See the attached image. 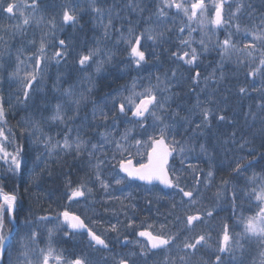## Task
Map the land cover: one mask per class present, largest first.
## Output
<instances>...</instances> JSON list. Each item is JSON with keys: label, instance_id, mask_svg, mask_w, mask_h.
I'll list each match as a JSON object with an SVG mask.
<instances>
[{"label": "snow or ice", "instance_id": "6c2138e0", "mask_svg": "<svg viewBox=\"0 0 264 264\" xmlns=\"http://www.w3.org/2000/svg\"><path fill=\"white\" fill-rule=\"evenodd\" d=\"M87 2V11L91 13L93 21L98 22L104 30L101 39L96 42L97 46L77 52L76 56L70 60L75 48L69 39L56 38L57 23L53 16L46 22L48 31L39 37L38 47L28 57V60L33 62L31 70L25 71L21 76L18 66L16 71L10 74V78L15 79L19 85L15 95L17 103L28 105L31 102L33 106V115L19 122V135L30 139L34 147L30 150L27 144L16 143V133L11 128H5L6 111L3 98L0 97V160L8 165L5 173L0 174V180L18 177L21 184L28 185L24 193L30 196L32 187L39 186L43 172L48 169L49 160L46 157L51 158L53 155L59 157L62 153L73 155L76 159L86 155L90 175L76 183L71 180L65 183L63 195L69 203L91 200L94 188L90 185L97 184L105 194L106 199L103 201L105 204L116 200L120 201L122 208H135L133 204L124 205L120 197L110 194V190L113 185L125 186L129 182L139 181L152 188L159 186L161 195L158 199L172 201L168 216L174 219L169 221L166 218L162 223L149 222L147 219L138 222L134 215L129 216L125 211V221L109 223L101 232L95 228V225L103 224L102 221L91 220L87 216L82 217L67 209L57 213L55 217L47 214L35 216L29 209V216L25 217L23 222L29 232L19 239L18 246L14 248L13 237L18 228L17 215L23 211V197L15 192L5 193L0 188V264H32L28 255V245L24 241L35 243L39 236V226L42 224L53 226L46 227L49 243L46 249H39L37 264H92L91 256L87 251L72 257L65 256L63 251H57L52 244L53 237L57 233H62L66 239L84 235L87 249L103 251L110 249V242L106 236L108 232L116 233V240L122 246L126 247L131 242L128 236L120 239L122 229L131 230L137 238L134 243L139 246V251L120 256L116 264H136L134 257H138L147 264L150 256L173 246L184 252V255L179 257L180 264H190L191 257L195 255L199 247L205 245L211 247L213 231L211 221L216 217L219 201L230 199L233 215H235L237 193L233 189L230 198L223 195L227 193L230 181L222 179L216 193L217 205L203 206L199 176L196 177L195 184L189 186L183 182L184 173L186 170L192 173L198 171L197 166L189 162L195 153L197 159L202 157L207 162L208 171L204 186L207 188L211 185L217 150L216 144L209 143V137H215L213 124L215 122L219 128L221 125L233 127L236 123L227 114L228 96L220 94L219 85L226 79L224 64L226 60H231L234 54L244 56L251 63H255L257 57L254 54L259 51L258 66L250 67V64H244V61L239 58L237 63L250 67L246 76L253 81L258 73L264 75V13L260 15L259 30L252 33V42L240 48L234 42V36L242 30L241 25L236 21L244 12H247L249 16L255 13L256 8L250 0L248 3L238 0L234 10L229 0H153L155 11L144 18L145 27L142 29L137 27L139 21L133 23L129 15L124 13H135L138 17H143V13L147 10L144 0H118V2L113 0V3L107 7L101 6L102 0H87ZM43 3L44 0H30V2L29 0H0V14L6 15L10 21H19L9 25V28L24 34L32 22H35L37 26L44 22L43 16L37 18ZM58 7L60 8V26H79V29L83 30L84 25L80 24V19L85 10L80 7L79 0H64ZM172 15L181 16L185 21L178 29L168 26L170 23L175 24L171 18ZM115 21L120 22V28H116ZM125 24H127L126 28ZM154 24L157 26H153ZM193 24H196L202 32L199 49L192 46L191 33L196 31L192 28ZM186 29L188 37L184 38ZM220 30L225 31L223 40L216 35ZM113 31L118 33L116 46L121 44L124 46L126 57L121 63H124L126 68L137 72L143 70L149 64L150 57L159 59L157 49L167 52L171 62L177 67L171 70L170 76L168 73L164 74L163 79L156 76V84L151 83V78L147 85L133 79L130 87L125 85L115 93L107 94L102 102L98 103L92 98L95 91V77L101 75L118 54L117 51L104 49L99 45L101 40L109 39ZM174 31L179 41L175 50L171 47L172 38L169 35ZM244 35L246 38L247 29H244ZM213 37L216 38L213 39ZM145 40L152 42L150 49L144 48L142 42ZM30 43L35 46L37 40L33 39ZM165 44L170 46L165 48ZM49 48L53 49L51 53ZM213 50L218 53L220 59L212 72L202 76L199 61L201 57ZM53 63L57 68L71 63L85 74L79 90L76 84H69L68 87L63 88L62 77L57 75L52 90L58 92L59 96L51 98L56 100L54 106L47 95H40L38 89L34 87L45 78L44 66ZM93 65L94 73H89L88 70ZM180 68H185L189 73L186 78L191 82L190 91L195 95V102L187 109H181L177 105L176 110L170 112L174 98L179 95L172 91V85L177 79ZM84 83L87 87H84ZM201 84L204 85L203 88L200 87ZM138 87L140 90H137ZM252 92L258 93L259 99L255 104V111L252 106H249L244 113V120L247 123L251 119L253 124L259 121L261 125L259 134L264 139V85L259 88L252 87L251 91L246 86H237V94L242 97L251 96ZM89 103L92 104L91 120L85 117L86 123L82 122L79 127H70L69 125L79 119L81 106ZM69 106L71 114H69ZM182 110L186 111L187 115L181 116ZM45 112H50V115L45 116ZM121 118L125 123L132 124L133 128L125 129L117 138L115 129L118 128ZM109 122H111V128L108 127ZM48 123L64 125L62 139H55L54 136L43 131V125ZM100 127H104L105 130L96 133L100 137L99 142L92 143L90 138H85L90 132ZM137 128L139 138L131 135ZM73 131L75 136L72 135ZM239 135L238 140V132L233 129L226 138L215 137V139L221 146L231 144L244 149L249 141L243 134ZM178 136L180 139L177 138ZM10 137H12L11 140ZM130 139L134 140V145L129 144ZM6 142L13 146L11 152L6 149ZM106 145L112 146L111 155L108 154ZM133 146L137 153H140L141 149L144 150L141 160L136 163H133L130 152ZM40 149H43V152H40ZM32 152L37 154L32 167H29ZM177 159L180 167L176 165ZM261 160H264V152L257 153L254 148H249L247 156L233 159L230 166L231 174L241 176ZM37 168L40 171H37ZM105 168H110L115 173L111 181L103 177ZM255 179L254 175L249 178V182L254 184ZM148 190L151 191V188ZM244 195L249 200L255 201L258 211L247 217L242 216L237 221V227L242 226L241 232H235L227 220L219 222L214 264H238L235 252L237 249L243 250L242 239H255L260 247L264 248V183H261L258 188L251 187L250 191L245 192ZM18 200L21 201L19 204ZM92 203L96 201L93 200ZM107 211L109 209L105 208V212ZM169 224L180 227L173 232ZM197 227H207L208 231H202L191 238L185 235L182 246L176 243L181 239V233H193ZM226 255L229 257L228 261H225ZM260 256L264 257V251L260 253ZM165 264H173V262L166 257ZM239 264H242V261ZM261 264H264V260Z\"/></svg>", "mask_w": 264, "mask_h": 264}, {"label": "trees", "instance_id": "16d2710c", "mask_svg": "<svg viewBox=\"0 0 264 264\" xmlns=\"http://www.w3.org/2000/svg\"><path fill=\"white\" fill-rule=\"evenodd\" d=\"M30 2V0H29ZM64 0H44V3L41 6V11L37 13V18L40 16L44 17V22L39 26L35 22H32L30 26L26 28L24 34L20 32H14V30L9 28V25L18 23L17 20H8L6 15L0 14V65L3 67V72L5 78L0 87V94L3 98V104L6 111V120L7 127L11 128L16 133L17 143H25L28 145L31 150L34 145L31 140L26 137H21L19 135V122L24 120L27 117L33 115V106L29 102L28 105L19 104L15 99V95L18 91L19 85L16 83L15 79L10 78V74L16 71L19 66L20 74L23 76L25 71H30L32 68L31 61L28 60V57L35 52V48L38 47L39 37L48 31L47 21L51 20L55 16L57 29L55 32L56 38H66L69 39L72 45L75 48V51L70 57V60L76 56V53L91 47L97 46V40H100L103 34V28L99 25L98 22L93 21L91 13L87 11L88 2L87 0H79V5L82 9L85 10L84 14L81 16L80 24L84 25L83 30L79 29V26H60V8L59 4L63 3ZM118 2V0H117ZM235 8L238 0H229ZM245 3H248L249 0H244ZM250 2L255 6L256 11L253 15L249 16L247 12H244L240 15L238 22L241 25V32L237 33L234 36V42L238 47L243 48L244 44L252 42V33L259 30L261 24L260 15L264 13V0H250ZM113 3V0H102V5L104 7L109 6ZM144 5L147 7V10L143 13V17H138L135 13H124L129 15V18L133 23L137 24V27L142 29L145 27L144 18H146L151 12L155 11V3L153 0H144ZM227 11V8H226ZM123 15V14H122ZM172 20L175 21V24H169V27H174L178 29L184 20L181 16L172 15ZM116 28H120V22L115 21ZM157 26V25H153ZM127 27V24L124 25ZM192 28H195L196 31L191 33V38L193 41L192 46L199 49V41L202 37V32L196 24L192 25ZM7 29V30H6ZM244 29L248 30V35L245 38ZM172 38L171 47L175 50L176 45L179 43L177 40V33L174 31L169 34ZM220 40L225 38V31L220 30L216 34ZM184 38L188 37V30L186 29ZM118 33L115 31L112 32V35L109 39L101 40L100 47L104 49H111L117 51V58L112 62L111 65L107 66L106 70L99 76L95 77V91L93 92L92 98L98 103L109 93H115L116 90L122 89L123 86H131L133 79H137L140 84L147 85L149 83V78H151V83L156 84V76H160L162 79L165 73L171 75V70L176 68L177 65L172 63L169 54L163 49H157L159 54V59H152L150 57L149 64L141 71L137 72L131 68H126L122 61H125L126 53L124 52V46L121 44L118 47L116 46V40ZM216 37H213L215 39ZM33 39L37 40V45L30 43ZM145 49H150L152 44L151 41L142 42ZM170 45L165 44L164 47L167 48ZM53 51L52 48H49V53ZM259 51L254 55L257 57L255 63H251L244 56H239V54H234L231 60H226L224 64V72L226 79L219 85L220 94L227 95V108L228 116L231 119H234L236 123L233 127H227L221 125L217 128L215 122L213 124V132L215 137H220L221 139L226 138L232 131L235 129L238 132L237 139L239 140L240 135L243 134L245 139L249 141V144L246 145L244 149H240L238 145H227L221 146L217 144L215 137H209L210 144H216L217 150L215 152V166L213 168L214 178L209 187L205 188L204 181L206 178V173L208 171L207 162L201 157L196 158V154H193L192 159L189 161L193 165L197 166L198 171L192 173L190 170H186L184 173L183 182L189 186L195 184L196 177L199 176L201 181L200 192L202 197L203 206L213 207L217 205L216 193L219 189L220 182L222 179H228L230 181V186L227 190V193L223 194L230 198L233 189L237 193V200L235 202V215H233V210L231 207L230 199H221L219 201V207L217 209L216 217L211 221L212 231V241L211 247L205 245L199 247L195 255L191 257L190 264H214L215 261V247L217 232L219 231V222L221 220H227L235 232H241L242 226L237 227V221L243 216L247 217L254 214L258 211L256 203L254 200H249L244 193L250 191L251 187H259L261 183H264V160H261L259 163L255 164L252 168L248 169L241 176H235L231 174L230 166H232V161L234 158L239 156H247L248 149L254 148L257 153L264 152V139L259 134V129L261 127L259 121L255 124L249 119L247 123L244 120V113L248 110L249 106H252L255 111V104L258 102L259 95L256 92H252L251 96H240L237 94V86H246L251 91L252 87L259 88L264 85V75L260 73L257 74L255 80L248 78L246 73L250 70V67H256L259 64ZM99 58V57H98ZM244 61V64H250V67H245L244 64H238L237 59ZM220 57L218 53L213 50L209 54L201 57L200 69L202 76L208 75L212 72L213 68L216 67L217 62ZM21 61L23 63H21ZM24 66V72L21 71V67ZM94 65L88 70L89 73H94ZM45 78L38 84L34 85L38 89L40 95H47L50 98L51 104L54 106L56 103L55 99L52 97L59 96L58 92H54L53 83L56 81L57 75H61V86L63 88L68 87L69 84H76L79 86L83 81L84 73H81L73 64L61 65L59 68L55 64L45 65ZM189 75L188 71L185 68H180L177 73V79L173 82L172 91L178 93L179 95L174 98V102L171 104L169 111H175L177 105L181 109H187L195 102V95L190 91L191 82L186 78ZM84 87H87V84L84 83ZM204 87L203 84L200 86ZM137 90H140L138 87ZM199 91V89H197ZM203 98V96H202ZM91 110L92 104L82 105L80 109L79 119L70 127H79L82 122L86 123L85 117L88 120H91ZM69 114H71L69 106ZM45 116L50 115V112H45ZM181 116L187 115V112L182 110L180 112ZM99 123V122H97ZM119 126L115 129L117 138L120 133H123L125 129H132L133 125L125 123L123 118L118 122ZM111 128V122L108 125ZM104 127L93 130L89 133L88 137L92 143H97L100 141L98 132L104 131ZM43 131L51 136H54L55 139H62L65 127L63 124L59 123H48L43 125ZM59 133V135H57ZM39 134V133H38ZM75 136V131L72 133ZM132 136L139 138V129H135L132 133ZM180 139V137H177ZM129 144L134 145V140L130 139ZM109 155L112 153V146H105ZM143 149L140 150V153H137L136 148L133 146L130 148L133 161L136 163L141 160ZM40 152H43V149H40ZM37 153H31V159L29 160V167H32L33 160ZM49 160L48 169L43 172L41 179L39 181V186H33L31 189V195L24 193V189L28 187L27 184H21L18 177H12L5 180H0V188L3 189L5 193H19L22 197L23 211L19 212L17 215V232L13 237V247L18 246V241L21 237H25L29 229L24 227L25 217L29 216V209L31 213L35 216L40 215H49L55 217V215L65 209L68 211L81 215L82 217L87 216L91 220L102 221L103 224L95 225V228L98 231L103 232L104 227L109 223H117L118 221H125L126 217L124 212L126 211L129 216H135L137 221L147 219L149 222L162 223L165 222V219L171 221L174 219L172 216H168V213L171 211L170 199H158V196L161 195L159 192V186L152 188L151 186H145L142 182L134 181L129 182L125 186H116L113 185V188L110 190V194L114 197H120L123 200L124 205L133 204L135 208H122L120 201H110L105 204L103 201L106 199L103 190L99 188V185L93 184L90 185L94 188V195L88 202L81 200L79 203L71 202L69 203L64 197L63 193L65 191V183L68 180H71L73 183L79 182L81 179L90 175V169L87 166V156L84 155L80 158L74 159L73 155H64L60 156L53 155ZM223 161V164H221ZM177 167H180L179 160L176 161ZM43 167V165H41ZM6 167L4 164H0V174L5 173ZM37 171H40L37 168ZM51 172V175H49ZM115 173L110 168H105L103 170V177L111 181L112 176ZM255 175V183L252 184L249 182V178ZM151 188V191L148 189ZM170 191V190H169ZM125 197H128L125 199ZM178 199V197H177ZM96 203H92V201ZM151 201V203H149ZM21 201L18 200V204ZM87 205V211H86ZM105 208H108L109 211L105 212ZM31 218V217H29ZM87 222V221H86ZM53 225L49 224L47 226H39V236L35 243L25 240L24 243L28 245V255L29 259L32 261V264H37V257L39 254V249H46L49 243V237L46 231V227H52ZM179 225L173 227L172 224H169V228L173 232H176L179 228ZM207 232V227H197L193 233H181V239L176 243L182 246L183 237L186 235L188 238H191L200 232ZM107 239L110 242V246L114 248L113 252L107 256L103 264H116V260L120 256H126L130 254V251L138 252L137 247L134 241L137 239L132 233L131 230L124 231L123 229L120 232V239L122 240L124 236H128L129 241H131L126 247L122 246L121 243H118L116 240L117 234L108 232L106 233ZM77 236L73 239H66L63 237L62 233H57L54 235L52 244L57 249V251H63L65 256L72 257L74 253H79L75 248ZM132 243V244H131ZM241 243L243 245V250L237 249L235 252L236 259L238 264L242 261V264H261V261L264 260V257L260 256V253L264 251V248H261L258 242L253 240L242 239ZM85 247V246H84ZM184 255V252L179 251L177 247H171L165 251H158L155 255L149 257L147 264H165V258L167 257L173 264H180L179 257ZM136 261V264H144L138 257L133 258ZM229 257L225 256V261H228Z\"/></svg>", "mask_w": 264, "mask_h": 264}, {"label": "flooded vegetation", "instance_id": "af4514ba", "mask_svg": "<svg viewBox=\"0 0 264 264\" xmlns=\"http://www.w3.org/2000/svg\"><path fill=\"white\" fill-rule=\"evenodd\" d=\"M132 244V243H131ZM76 245L77 247L75 248L77 251L84 252L87 251L90 256H91V261L92 264H103L105 262V259H107V256L110 255L111 252H113L114 248L110 246L109 250H103V251H94L92 249H87L86 248V236L84 235H77V240H76ZM85 246V247H84ZM139 248V246H134ZM133 251H130L132 253ZM77 253V254H79ZM76 254V253H74ZM108 254V255H106Z\"/></svg>", "mask_w": 264, "mask_h": 264}, {"label": "rangeland", "instance_id": "374dc122", "mask_svg": "<svg viewBox=\"0 0 264 264\" xmlns=\"http://www.w3.org/2000/svg\"><path fill=\"white\" fill-rule=\"evenodd\" d=\"M21 71L24 72V66L21 67ZM20 75H21V74H20ZM3 78H5V76H4V72H3V67H2V65H0V87H1V83L3 82ZM0 97H2L1 94H0ZM5 128L8 129L7 125H5ZM9 139L11 140L12 137H10ZM16 143H17V141H16ZM5 147H6V149H7L8 151H10V152H11L12 149H13V146L10 145V144H8L7 142L5 143ZM0 164H4L6 168L8 167V165L5 164V162H4L3 160H0ZM135 241H136V239H135ZM135 241H134V242H135ZM135 245L138 246L136 243H135ZM138 251H139V248H138Z\"/></svg>", "mask_w": 264, "mask_h": 264}]
</instances>
